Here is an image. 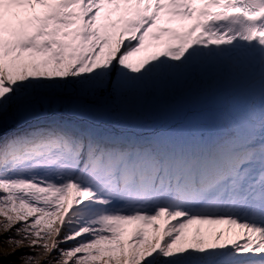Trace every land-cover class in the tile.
<instances>
[{
  "label": "snow or ice",
  "instance_id": "obj_1",
  "mask_svg": "<svg viewBox=\"0 0 264 264\" xmlns=\"http://www.w3.org/2000/svg\"><path fill=\"white\" fill-rule=\"evenodd\" d=\"M0 216L13 264H264V0H0Z\"/></svg>",
  "mask_w": 264,
  "mask_h": 264
},
{
  "label": "rangeland",
  "instance_id": "obj_2",
  "mask_svg": "<svg viewBox=\"0 0 264 264\" xmlns=\"http://www.w3.org/2000/svg\"><path fill=\"white\" fill-rule=\"evenodd\" d=\"M3 221L4 217L0 216V223H3ZM0 233L2 234L0 236V261H4L5 264H13V262L18 261L20 256L25 253L23 249L29 248L25 245L21 249L16 250L15 246L9 243V235H11V232L5 233L0 228Z\"/></svg>",
  "mask_w": 264,
  "mask_h": 264
},
{
  "label": "trees",
  "instance_id": "obj_3",
  "mask_svg": "<svg viewBox=\"0 0 264 264\" xmlns=\"http://www.w3.org/2000/svg\"><path fill=\"white\" fill-rule=\"evenodd\" d=\"M10 232H11V235H9V237H12L13 239H16V238L18 239V238H19V237H16V236H15V231H14V230H13V231H10ZM1 235H2V234L0 233V236H1ZM23 250H24L25 253L30 252L29 249H23ZM0 264H5V263H4V261H3V262L0 261Z\"/></svg>",
  "mask_w": 264,
  "mask_h": 264
}]
</instances>
